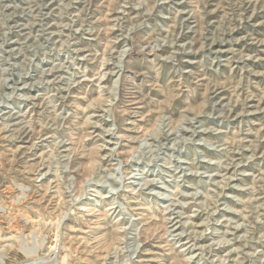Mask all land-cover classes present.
<instances>
[{
    "label": "rangeland",
    "instance_id": "374dc122",
    "mask_svg": "<svg viewBox=\"0 0 264 264\" xmlns=\"http://www.w3.org/2000/svg\"><path fill=\"white\" fill-rule=\"evenodd\" d=\"M0 264H264V0H0Z\"/></svg>",
    "mask_w": 264,
    "mask_h": 264
},
{
    "label": "bare ground",
    "instance_id": "6f19581e",
    "mask_svg": "<svg viewBox=\"0 0 264 264\" xmlns=\"http://www.w3.org/2000/svg\"><path fill=\"white\" fill-rule=\"evenodd\" d=\"M35 56H36V55H35ZM136 163H138L137 160H136ZM118 173H119V172H118ZM138 178H139V177H138ZM124 179H125V178H124ZM116 182H117V181H116ZM159 182H160V181H159ZM150 185H153V186H154V185H157V183L151 182Z\"/></svg>",
    "mask_w": 264,
    "mask_h": 264
}]
</instances>
